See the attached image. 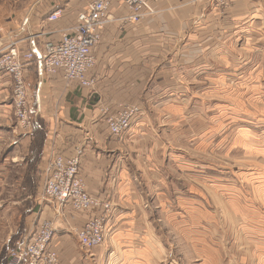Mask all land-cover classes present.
<instances>
[{
	"label": "crops",
	"instance_id": "obj_1",
	"mask_svg": "<svg viewBox=\"0 0 264 264\" xmlns=\"http://www.w3.org/2000/svg\"><path fill=\"white\" fill-rule=\"evenodd\" d=\"M225 3L151 0L155 13L136 22L115 2L113 21L92 50L93 89L41 69L45 44L75 26L79 13L50 24L48 11L32 25L27 16L0 39L36 57L25 71L32 127L18 122L10 78L0 81V206L9 204L7 240L27 238L48 221L61 264H160L184 246L202 264H219L222 248L212 239L216 228L218 242L227 231L228 206L231 221L242 222V231L257 241L247 203L243 208L240 197L225 196L223 158L238 163L244 157L240 162L264 171V0ZM133 107L139 115L131 129L112 135L107 116ZM79 151L86 189L114 205L106 244L93 252L76 233L89 214L44 198L49 162ZM174 233L182 245L172 240ZM9 247L0 264L7 263Z\"/></svg>",
	"mask_w": 264,
	"mask_h": 264
},
{
	"label": "built area",
	"instance_id": "obj_2",
	"mask_svg": "<svg viewBox=\"0 0 264 264\" xmlns=\"http://www.w3.org/2000/svg\"><path fill=\"white\" fill-rule=\"evenodd\" d=\"M224 7L225 0H217ZM115 2L122 3L129 11L127 20L140 21L153 15L155 9L151 0H94L86 5L77 16V23L72 28L59 33V37L45 44L41 54V69L47 75L61 73L68 82H76L81 88L93 89L95 78L92 70L96 61L92 50L101 42L102 30L109 22L110 10ZM235 8V6H231ZM63 10L57 9L45 19L53 23L63 18ZM36 57L32 52L23 51L17 43L0 50V81L9 77L13 90V106L18 122L24 128L33 125L29 89L25 81V71ZM138 108H125L116 114L107 116L112 135L122 136L131 129ZM83 152L66 158L55 155L47 167L44 198L60 205L69 204L77 212L88 213L86 224L79 229L77 238L85 250L104 245L107 240L108 213L114 205L91 195L80 176V163ZM55 229L52 222L45 221L32 231L24 243L9 247V259L6 264H61L57 250L52 248Z\"/></svg>",
	"mask_w": 264,
	"mask_h": 264
},
{
	"label": "rangeland",
	"instance_id": "obj_3",
	"mask_svg": "<svg viewBox=\"0 0 264 264\" xmlns=\"http://www.w3.org/2000/svg\"><path fill=\"white\" fill-rule=\"evenodd\" d=\"M89 0H0V39L2 37L9 36L15 33L21 26L23 19L27 16H31V25L34 19H42L43 13L48 11L50 14L57 10H63V18L70 20L75 14L80 13L84 8H86V2ZM92 1V0H91ZM94 1V0H93ZM88 4L90 2H87ZM229 3L233 5L230 1ZM87 4V5H88ZM48 14L46 15L48 17ZM9 46L6 43L0 44V50ZM228 147V143H227ZM225 150V149H224ZM257 158V157H255ZM244 157L238 158L239 162L230 161L228 156H224V183L226 188L225 196L227 198L240 197L244 208L246 204V210L254 215L255 221L250 222V225L255 228L252 230L259 232V237L255 236L257 241H252L248 237L246 230L242 231V222L236 220L231 221L227 206V217H226V228L227 231H222V237L220 238L219 230L216 228V236L213 237V242L218 243V247L221 249V259L216 260V262L223 264H264V252H260L264 249V245L260 238L264 237V171L260 168L250 167L240 162L244 160ZM245 202V203H244ZM6 206L1 204L0 208V257L4 246L10 243V247L22 245L25 241L26 236L12 237L11 241L8 239V234L6 233V227L11 223L10 219L6 217L5 209ZM3 207V208H2ZM18 214V225L23 221L21 216ZM9 216V215H7ZM256 217V218H255ZM240 223V224H239ZM254 225V226H253ZM249 226V224H248ZM244 227V226H243ZM232 231V232H231ZM165 235V234H164ZM170 237L175 239L174 242L182 245V238L178 235H170ZM177 237V238H176ZM17 239H21L17 243ZM260 239V240H258ZM166 242L168 245L170 244ZM255 243L256 245L252 244ZM106 243L100 247H95L89 252L104 248ZM174 251V250H172ZM171 251V252H172ZM190 248L184 246L183 249L172 252L168 257L163 258L160 264H202L203 261H199V258H195L190 254ZM180 252V253H179ZM5 251L3 252V254ZM169 254V253H168ZM228 258V259H227Z\"/></svg>",
	"mask_w": 264,
	"mask_h": 264
}]
</instances>
